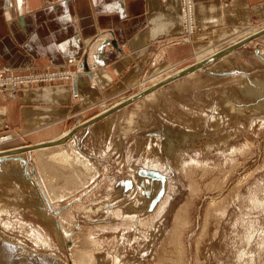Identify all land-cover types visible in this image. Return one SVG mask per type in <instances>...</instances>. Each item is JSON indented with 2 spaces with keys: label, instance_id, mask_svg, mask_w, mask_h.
Masks as SVG:
<instances>
[{
  "label": "rangeland",
  "instance_id": "1",
  "mask_svg": "<svg viewBox=\"0 0 264 264\" xmlns=\"http://www.w3.org/2000/svg\"><path fill=\"white\" fill-rule=\"evenodd\" d=\"M263 28L258 21L168 71L149 70V59L136 82L38 146H6L12 136L0 133V264H264ZM199 29L195 21L167 41H190ZM79 59L75 74L52 84L93 76ZM44 65L19 73L46 76L54 66ZM39 82L19 91L49 80Z\"/></svg>",
  "mask_w": 264,
  "mask_h": 264
},
{
  "label": "crops",
  "instance_id": "2",
  "mask_svg": "<svg viewBox=\"0 0 264 264\" xmlns=\"http://www.w3.org/2000/svg\"><path fill=\"white\" fill-rule=\"evenodd\" d=\"M193 2L200 31L190 41L169 42L184 28L180 0H0V66L59 69L79 57L97 67L71 84L0 95V133L12 136L4 145L51 140L74 126L89 104L136 82L149 59L156 61L149 70H171L264 20V0Z\"/></svg>",
  "mask_w": 264,
  "mask_h": 264
},
{
  "label": "built area",
  "instance_id": "3",
  "mask_svg": "<svg viewBox=\"0 0 264 264\" xmlns=\"http://www.w3.org/2000/svg\"><path fill=\"white\" fill-rule=\"evenodd\" d=\"M182 4L185 5L184 0H182ZM185 14V13H184ZM194 27V25H193ZM196 26L194 27L195 30ZM188 32V31H185ZM184 32V33H185ZM191 33V32H188ZM193 33V32H192ZM29 71L28 72H23L19 73L21 68H10L9 66L7 67H1L0 68V94H5V93H10V91L6 90H11L12 93L19 91L22 87H29V86H35L38 85L37 82L41 81V79H48L49 82L53 80L52 76L55 73V70L50 69L47 70L45 69L46 76L42 75L41 73H38L34 70H31L29 67H26ZM30 75L35 76L37 75L36 78L30 79ZM48 75V76H47ZM68 74H63L61 76H58L57 78H67ZM41 83V82H40ZM17 93V92H16ZM3 139H7V135H1Z\"/></svg>",
  "mask_w": 264,
  "mask_h": 264
},
{
  "label": "water",
  "instance_id": "4",
  "mask_svg": "<svg viewBox=\"0 0 264 264\" xmlns=\"http://www.w3.org/2000/svg\"><path fill=\"white\" fill-rule=\"evenodd\" d=\"M261 32H264V28H263L261 31H259V33H261ZM238 43H239V42H236V43H233V44L230 45V46L224 47V48L220 49L216 54H214V55H210V56H208L207 58L202 59L201 61L194 62L193 64L188 65V66H186V67H184V68L178 70V71L175 72L174 74H172V75H170V76H167V77L161 79L160 81H158V82L152 84V85L149 86L148 88H146V89H144V90H142V91L137 92L135 95H133V96H131L130 98L126 99L124 102L117 103V104H115L114 106H112L111 108H109L108 110H106V111H104V112H101V113H99V114H96V115L92 116L91 118H89V119L85 120L84 122L78 124V126H83V125H85V124H87V123H91V122H94V121L98 120L99 118H101V117L105 116L106 114H108V113L114 111L115 109L119 108L123 103H125V102H127V101H129V100H132V99H134V98H137V97H139V96L145 94L147 91L152 90V89H154L155 87H157V86H159V85H162V84H164V83H166V82H168V81H170V80H172V79H174V78H176V77H178V76H181V75L187 73L188 71H190L192 68H194L195 66H197V65L200 64V63H205V62H207V61H209V60H213V59H214L215 57H217L218 55L224 54L225 52H227V51L230 50L231 48L235 47ZM74 130H75V127L72 128L71 132L69 131V132L67 133V135L69 136V134H71L72 131H74ZM64 137H65V136H63V137H61V138H57V139H55V140H53V141L60 142V141L63 140ZM38 145H40V144H28V145L20 146V147H18V148L29 149V148H31V147L38 146ZM18 148H10V149H7V151H11V150H13V149H18ZM5 151H6V150H5ZM152 173H154V175H155V174H158L157 172H152Z\"/></svg>",
  "mask_w": 264,
  "mask_h": 264
},
{
  "label": "bare ground",
  "instance_id": "5",
  "mask_svg": "<svg viewBox=\"0 0 264 264\" xmlns=\"http://www.w3.org/2000/svg\"><path fill=\"white\" fill-rule=\"evenodd\" d=\"M184 2H185V5H180V11H181V18H182V23H183V26L186 28V30H188V31H192V23H194V18H193V13H194V2H193V0H184ZM185 13V14H184ZM185 17V18H184ZM219 56V55H218ZM76 63V61L74 60V59H71V60H67V62H66V64L63 66V67H61V68H53V70H55V73L56 74H54V75H52V76H48V77H52L53 79H54V81L57 79V77L58 76H61V75H63V74H71L70 72H71V70H70V66L72 65V64H75ZM79 65H81V63H79ZM199 65V64H198ZM92 68V70L95 72L96 71V66L95 65H92L91 66ZM197 66H195L194 68H196ZM194 68H192L190 71H192ZM190 71H188L187 73H189ZM72 72H74L73 74H75L76 72L75 71H72ZM94 74V73H93ZM186 74V73H185ZM184 75V74H183ZM182 76V75H181ZM74 77H75V75L71 78V79H73L74 80ZM179 77V76H178ZM30 79H32L31 77H30ZM34 79V78H33ZM68 79V78H67ZM54 81H50L48 84H46V85H50V84H52ZM58 81H59V79H58ZM75 81V80H74ZM38 83H40V82H38ZM71 83V82H70ZM6 91H11V90H6ZM76 92V91H75ZM75 95H73V97H75V98H78V93L76 92V93H74ZM0 95H3V94H0ZM52 142V141H51ZM54 142V141H53ZM61 142V141H60ZM57 143V142H56ZM2 153V152H1Z\"/></svg>",
  "mask_w": 264,
  "mask_h": 264
}]
</instances>
